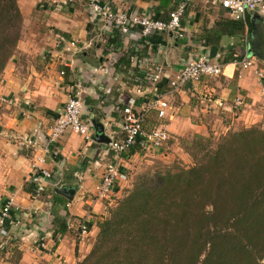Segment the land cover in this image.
Segmentation results:
<instances>
[{"label":"crops","instance_id":"1","mask_svg":"<svg viewBox=\"0 0 264 264\" xmlns=\"http://www.w3.org/2000/svg\"><path fill=\"white\" fill-rule=\"evenodd\" d=\"M106 1L117 11L167 21L183 0ZM221 1L189 0L182 36L143 38L138 29L125 36L106 27L91 14L87 0H18L24 31L0 78V97L13 101L0 106V211L12 200L14 223L6 249L0 246V264H80L88 256L98 222L126 187L117 190L120 181L109 197L97 196L106 168L120 156L108 143L96 141L95 124L106 139H121L126 107L139 110L156 95L163 97L170 104L168 117L160 120L151 110L145 128L164 124L172 139L153 155L139 149L124 155L123 171L139 158L185 154L181 142L194 135L264 127V80L257 75L264 63L254 53L255 46L264 51L258 44L264 38V16L253 12L234 19ZM235 21L244 29L238 30ZM236 54L256 59L255 66L237 69L233 77L171 87L182 68L200 56L229 63ZM157 66L163 67L164 75L151 83ZM72 94L84 103L83 118L93 128L92 140L68 130L50 145L51 128ZM28 138L36 145L24 146ZM38 170L52 174L40 195L33 183ZM62 189L75 191L73 199L58 193ZM56 218L69 225L61 237L54 232ZM82 224L88 235L80 242Z\"/></svg>","mask_w":264,"mask_h":264},{"label":"trees","instance_id":"2","mask_svg":"<svg viewBox=\"0 0 264 264\" xmlns=\"http://www.w3.org/2000/svg\"><path fill=\"white\" fill-rule=\"evenodd\" d=\"M23 31L18 0H0V78ZM181 146L193 166L124 188L80 264H264V127L194 135ZM53 226L57 237L69 229L62 218Z\"/></svg>","mask_w":264,"mask_h":264},{"label":"built area","instance_id":"3","mask_svg":"<svg viewBox=\"0 0 264 264\" xmlns=\"http://www.w3.org/2000/svg\"><path fill=\"white\" fill-rule=\"evenodd\" d=\"M58 2L60 0H54ZM189 0H183L178 7L170 13L167 21L157 20L153 17L141 13H127L117 11L106 0H87V7L91 14L100 18L104 25L111 29L118 30L121 34L130 35L134 29H138L143 38L150 37L153 34L177 33L182 36V19L186 14ZM221 5L229 15L237 20H242L249 13H257L264 16V0H222ZM256 59L252 57L234 55L229 63L212 62L206 55H202L194 61L187 63L182 68L177 77L171 81L173 89H179L188 83H199L204 78L233 77L237 69H250L255 66ZM164 75L162 66H157L155 71L149 77V82H158ZM257 75L264 80V69L258 70ZM264 96V85L262 87ZM4 104L12 105V99L0 97V106ZM170 104L161 96L156 95L146 107L134 109L126 107L123 110L124 122L122 124L123 137L119 140H112L108 144L109 148L116 152L120 158L117 163L106 168L101 182L97 189L99 198H107L113 192L115 186L120 181L126 180V174L123 171L122 157L131 150L139 149L143 153H152L164 147L171 138L167 127L163 124L152 130L145 128L147 115L151 110L157 112L160 120L168 117ZM84 103L77 94H72L64 109L59 114L58 119L51 128L48 136V143L55 145L63 134L71 130L76 134L83 136L87 141L92 140V126L83 118ZM36 145V141L28 138L24 141V146L31 148ZM52 174L48 171L38 170L33 178V183L37 186L38 195L45 192L44 183L50 179ZM13 202L9 200L3 205L0 213V239L8 238L9 231L5 225L12 221L11 212ZM14 224L13 222H11ZM20 225V222L15 223ZM88 235V228L82 224L78 235L80 242ZM67 264V263H64Z\"/></svg>","mask_w":264,"mask_h":264},{"label":"rangeland","instance_id":"4","mask_svg":"<svg viewBox=\"0 0 264 264\" xmlns=\"http://www.w3.org/2000/svg\"><path fill=\"white\" fill-rule=\"evenodd\" d=\"M262 19L264 20V18ZM260 41L261 42L258 41V44L261 43L262 45L261 49H262L264 47V38L260 39ZM255 45H257L256 41H255ZM262 52L264 51L260 50L259 48H257V46H255L254 53L259 58L257 59L264 63V57H261ZM192 139H190V142ZM155 153L157 152H152L150 154L153 155ZM193 164L194 162H193L192 157L188 158V156L185 154H181V155L177 154L175 157H170V158H167V157L164 158L162 156L152 158V159L139 158L138 160L132 162L131 165L128 166V168L125 167L124 173L127 175L128 179L124 181L125 183H123L122 186L126 185V187L124 188L127 189L128 187H130L131 189L134 181H138L141 177H144L145 175L148 177H152L156 172H163L165 170L175 171V170H178L179 168H189L193 166ZM94 243H95V240L92 242V246L94 245Z\"/></svg>","mask_w":264,"mask_h":264},{"label":"water","instance_id":"5","mask_svg":"<svg viewBox=\"0 0 264 264\" xmlns=\"http://www.w3.org/2000/svg\"><path fill=\"white\" fill-rule=\"evenodd\" d=\"M95 126H96V131H97V133H96V141H98L100 143L101 142L102 143H108V144L111 143V140L110 139H106V136L104 135L103 130L100 129L98 127V125L95 124ZM58 193H60L61 195L67 197L68 199H73V196L75 194V191H73V190H68L67 191L66 189H62Z\"/></svg>","mask_w":264,"mask_h":264}]
</instances>
